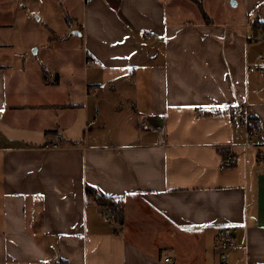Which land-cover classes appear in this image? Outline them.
<instances>
[{"label":"crops","instance_id":"crops-1","mask_svg":"<svg viewBox=\"0 0 264 264\" xmlns=\"http://www.w3.org/2000/svg\"><path fill=\"white\" fill-rule=\"evenodd\" d=\"M40 1L71 31L35 62ZM231 1L0 0V264H264V0ZM89 185L122 199L119 233Z\"/></svg>","mask_w":264,"mask_h":264},{"label":"rangeland","instance_id":"rangeland-1","mask_svg":"<svg viewBox=\"0 0 264 264\" xmlns=\"http://www.w3.org/2000/svg\"><path fill=\"white\" fill-rule=\"evenodd\" d=\"M25 3L27 4V1H25ZM32 4H35V3L32 2ZM37 4H39V8H37L36 10H32L31 13L28 12L26 16V21H25V22L27 21L32 22V24L30 25L31 32L29 36L30 41L32 42V46L31 44H28V42L26 44H24V42L22 44H19L17 42L16 45L18 49H20L19 48L20 45L22 46V48H24L27 45V47L25 48V51L31 54L35 62H40L41 59H43L42 49L45 48L46 46L53 45L52 37L57 38L54 36H58L59 38H62L64 34H65L64 37H66L67 35H70L69 31H71V29H69L67 15L65 13L66 8L63 3L59 5L60 4L59 2L57 5H55L56 2L55 3L52 2L49 6L48 12L45 11L46 4H44L43 1H40ZM36 15L40 16V18H38ZM53 78L54 76L50 75L49 79H53ZM102 89H103L102 93L108 94V96H110V99H112L113 102H117L119 104L123 101V99H120L118 97L119 93H117L114 90L113 84L110 83L109 81L104 82ZM62 91H63V88L60 91H58V94L61 93ZM69 99L70 101H72L73 99H77V97L71 96V98ZM117 103H116V107L114 106L110 107L111 115L107 114L109 117V122L105 123V125H108L110 127L109 128L110 132H117L118 130L122 128L125 129V122L128 120V115L130 114L129 108L127 106L123 104L118 105ZM122 105H123V108H120V106ZM104 111H105V108H102V114H104L103 113ZM148 123L151 125L150 122ZM128 129L132 131V126L129 125Z\"/></svg>","mask_w":264,"mask_h":264},{"label":"built area","instance_id":"built-area-1","mask_svg":"<svg viewBox=\"0 0 264 264\" xmlns=\"http://www.w3.org/2000/svg\"><path fill=\"white\" fill-rule=\"evenodd\" d=\"M86 63L88 64H95L96 61L94 59H87ZM247 68L249 70H256L259 72H264V54L260 53L257 55L256 59L252 62L247 64ZM244 123L247 127L248 136L256 134L260 128V121L257 118L252 117L248 112L244 113ZM143 126L146 128H152L149 123H143ZM236 163V156L232 152H228L224 156V165H233ZM104 216H108V210L104 212ZM218 243L219 247L222 249V256L223 258H227L230 249L237 246V241L233 233L232 227L223 226L218 231ZM165 261L167 264H173L172 256H166Z\"/></svg>","mask_w":264,"mask_h":264},{"label":"trees","instance_id":"trees-1","mask_svg":"<svg viewBox=\"0 0 264 264\" xmlns=\"http://www.w3.org/2000/svg\"><path fill=\"white\" fill-rule=\"evenodd\" d=\"M193 1L200 8L204 18L206 20H208V19L211 20L209 14L207 13V11L204 8L203 0H193ZM68 20H70V19L68 18ZM260 27H264V23L260 24ZM244 115L245 114L243 113L242 121L245 120ZM46 133L52 134V133H55V131L54 130H48V131H46ZM71 143L73 144L74 142H70V144ZM227 153L228 152H225L224 156ZM87 190H88V192H93L94 198L97 201V203L101 204L102 206H104L106 208V210H108L109 218L113 224V231L115 233H119L122 226L124 225V223L126 221V211H125L122 199L120 197H117V196H110V195L104 194V193L98 191L96 188L92 187L91 185L88 186Z\"/></svg>","mask_w":264,"mask_h":264},{"label":"water","instance_id":"water-1","mask_svg":"<svg viewBox=\"0 0 264 264\" xmlns=\"http://www.w3.org/2000/svg\"><path fill=\"white\" fill-rule=\"evenodd\" d=\"M231 3L235 4L236 1H235V0H232ZM36 16H37L38 18H40V16H38V15H36ZM72 32H73L74 34H77V35H81V34H82V32H81L80 30H78V29L73 30Z\"/></svg>","mask_w":264,"mask_h":264}]
</instances>
